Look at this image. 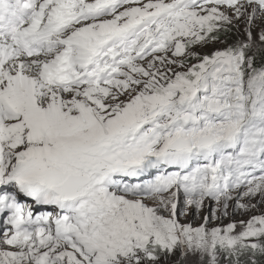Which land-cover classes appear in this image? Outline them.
<instances>
[{
    "label": "snow or ice",
    "instance_id": "snow-or-ice-1",
    "mask_svg": "<svg viewBox=\"0 0 264 264\" xmlns=\"http://www.w3.org/2000/svg\"><path fill=\"white\" fill-rule=\"evenodd\" d=\"M0 264H264V0H0Z\"/></svg>",
    "mask_w": 264,
    "mask_h": 264
}]
</instances>
